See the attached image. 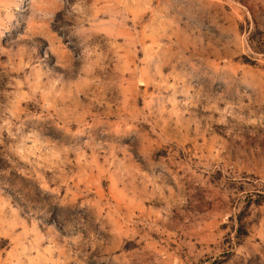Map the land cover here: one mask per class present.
I'll return each mask as SVG.
<instances>
[{"label": "rangeland", "instance_id": "374dc122", "mask_svg": "<svg viewBox=\"0 0 264 264\" xmlns=\"http://www.w3.org/2000/svg\"><path fill=\"white\" fill-rule=\"evenodd\" d=\"M0 264H264V0H0Z\"/></svg>", "mask_w": 264, "mask_h": 264}]
</instances>
